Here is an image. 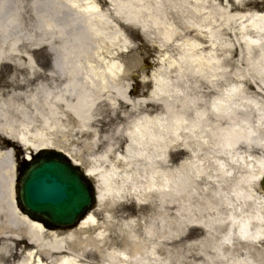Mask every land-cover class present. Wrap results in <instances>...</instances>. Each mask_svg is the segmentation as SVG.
<instances>
[{
  "label": "rangeland",
  "instance_id": "1",
  "mask_svg": "<svg viewBox=\"0 0 264 264\" xmlns=\"http://www.w3.org/2000/svg\"><path fill=\"white\" fill-rule=\"evenodd\" d=\"M72 1L76 2L70 4L71 8L68 0H7L0 3V6L9 7L18 21V26L12 29V36L4 41L0 39V84L11 83L16 88L22 82L26 83L21 90L16 89V93L23 94L24 102L35 101L43 119H47L50 112L54 114L47 119L52 129L44 131V139L53 144L54 150L67 153L77 161L82 170L91 169L99 193L102 194L103 188L99 180L111 169L116 175L112 182L117 184L114 187L118 184L125 186L121 179L126 173L121 161L130 155L126 150L129 131L141 116L161 118L166 111L161 104L163 99L174 100L180 95L193 100L184 108L176 100L172 103L170 111L182 112L185 123L193 119L195 111H203L208 118L199 131L181 129L177 132V138L170 141L164 163L166 169L173 172L181 169L192 177L195 193L199 191L200 197L190 199V210L183 212L179 208L180 200L161 203L154 193H145L139 182L134 193L120 191L112 198L99 195L100 203L93 210L99 224H103L101 233L106 244L102 249L105 254L133 252L154 239L158 248L151 257V264L159 261L168 264H234V261L264 264V241H240L234 226L227 222L229 217L248 218L250 228L264 234V201L259 184L255 187L253 179L248 181L249 186L244 192L248 196L246 202L232 197L229 191L230 187L241 184L245 175L254 178L257 165L264 164L260 137L264 132V83L260 74L248 66L257 59L258 42L256 37L249 47H245L243 41L246 38L238 29L240 20L232 22L230 33L225 30L219 33L217 26L223 22L222 14L227 8L236 15L262 13L264 0H140L135 1L134 6L145 7L134 20L127 19V14L115 13L106 0ZM87 3L97 5L105 16L108 33L119 31V38L107 40L106 46L109 51L118 49L117 56L108 60L118 62L122 67L119 81L122 93H114L108 82L107 90L94 101L85 116L77 118L68 109L72 97L65 91L72 82V73L59 69L57 65L62 57L61 51L74 47L73 35L82 29L76 10L82 12ZM42 15H51L57 23L64 25L58 24L46 32L39 27L38 17ZM154 15L160 16L161 21L153 23L150 17ZM71 17L72 25L68 24ZM59 28L63 35L55 32ZM209 28L218 32L213 51L222 66L221 75L215 78V93H212L213 81L180 68L183 64L179 62V54L186 44H193L196 54L211 53L208 47L211 40L206 35ZM66 58L71 62L74 59ZM159 75L165 78L163 83L167 88L164 94L154 92V82ZM232 85L243 89L247 100L244 105L241 101L236 102L237 115L244 111L248 113L249 126L257 136L256 143L249 144L248 156L241 149L242 157L253 167L249 174L243 165L231 161L229 156L222 159L209 153L212 133L225 129L224 124L212 121L211 102ZM12 86L4 88L11 89ZM59 96L66 105L64 110L57 108ZM18 149L19 153L14 157L23 160L26 151L21 147ZM236 157L233 155L234 159ZM220 169L222 173H219ZM217 192L232 197L231 204L217 207L214 203L219 202ZM195 205L202 208L196 211ZM213 218L219 219V223L211 231L193 223H204ZM149 226L153 228L152 239L146 236ZM229 232V246L221 244L219 238ZM88 260L94 264L102 261L98 256Z\"/></svg>",
  "mask_w": 264,
  "mask_h": 264
},
{
  "label": "bare ground",
  "instance_id": "2",
  "mask_svg": "<svg viewBox=\"0 0 264 264\" xmlns=\"http://www.w3.org/2000/svg\"><path fill=\"white\" fill-rule=\"evenodd\" d=\"M6 1L0 0V3ZM68 1L70 2L69 8H71L72 2H76ZM106 1L110 3L115 13L127 14V19L131 20L137 18L140 15L139 11L145 7L134 6L133 3L140 0ZM57 5L59 6V4ZM82 10V12L76 10V18L82 24L81 32L73 35V49L71 47V49L61 51L62 57L59 65H57L59 69L72 73V82L70 83L72 87L68 84L69 86L65 87V91L70 93L72 97V104L67 105L69 106L68 109L77 118L85 116L94 101L107 90L108 82L114 93L118 95L122 93L119 83L122 67L118 62L108 60L117 56L118 49L114 48L115 51L113 49L109 51L106 46L107 40L119 38V31L113 30L111 33L106 31L105 16L101 14L94 3H87ZM11 12L9 7L4 4L0 6V39L2 41L8 36L11 37L12 29L18 26L16 14ZM138 13L139 15L136 16ZM222 18L223 22L219 24L217 20H214V23L218 24L219 33L222 30L229 32L232 22L240 20L238 29L242 37L246 38L243 41L245 47L250 46L252 39L258 38H256L257 48H259L257 59L250 62L248 66L260 74L261 81L264 83V12L236 15L227 8L222 14ZM38 20L40 21L39 27L46 32L51 31L53 26L60 24L51 15L48 17L46 15L39 16ZM150 20L156 23L157 20L161 21V17L154 15L150 17ZM68 24L72 25V17ZM63 25L60 24V26ZM55 32L64 34L60 28ZM218 32L211 28L206 32L207 38L211 40V45L208 46L211 51L210 54H196L193 44H186V48L179 54V62L183 64L180 68H184L191 74L204 76L210 82L213 81L211 82L212 93H215V78L221 75L219 71L222 69L219 57L213 51L214 43L218 39ZM66 57H74V59L71 62ZM159 76L154 82V92L164 94L167 88L166 84L163 83L165 78L162 75ZM109 79L112 82L108 81ZM7 85L12 86L11 83L6 84V82L0 84V264H94L88 259L92 257L95 259L97 256L101 258V264H151V257L156 254L158 248L153 242L154 239L146 241L143 247L133 252L120 251L116 254L114 252L105 254V250L102 249L106 241L101 233L103 224H99L96 219L95 210L90 211L76 226L66 230L45 228L39 221L28 218L19 210L14 201L13 185L19 176L18 166L23 161L14 155L19 153L18 147L26 151V156L23 158L26 160L35 156L38 151L55 149L53 144L43 137L44 131L52 129L47 119L53 117L54 114L50 112L48 118L43 119L35 101L27 100L24 102L23 94L16 93V89L21 90L26 83L22 82L16 88L12 86L11 89H5L4 87ZM179 96L176 95L174 100L163 99L161 104L166 107V111L161 118L141 116L135 120L129 131V145L126 147L130 155L121 161L123 171L126 173L121 179L125 186L121 187L118 184V187H114L117 185L112 183L116 176L115 172L113 169L108 170L106 175L99 180L103 188L102 194L97 191V205L100 203L99 195L112 198L117 197L120 191L128 190V192L133 191L134 193L135 189L138 188V186L136 187L138 182L145 193H154L161 203L180 200L179 208L183 212L190 210H188V205L192 204L189 202L190 199L200 197L199 191L195 193L196 188L193 185L192 177H188L187 173L181 169L173 172L166 169L164 165L166 163V151L172 138H177V132L181 129L199 131L200 127L208 121L203 111H195L193 119L188 123H185L182 112L170 111L175 100L179 102L181 108L193 101L187 96ZM245 97L243 89L232 85L219 97L213 98L210 105L213 114L212 121L224 124L225 129L214 130L209 153L222 159L229 156L231 161L243 165L244 171L249 174L251 171L253 172V167L242 157L241 149L248 156L249 144L256 143L257 136L249 126L248 113L244 111L238 116L236 112V102L241 101L242 105L246 104ZM58 98L57 108L64 110L66 105L63 98L61 96ZM126 103L129 104V102ZM183 124L186 127H183ZM260 137L262 147H264V132L260 134ZM64 154L69 157L74 165L80 167L77 161L67 153ZM233 155L237 156V159H234ZM83 171L86 173V177L95 181L91 169ZM254 172V178L252 175H245L241 179V184L229 188L232 197L238 200L242 199L244 202L247 201L248 196L244 192L249 186L248 181L253 179L252 185L258 186L264 172V164L257 165ZM219 173H222L221 169ZM232 197L217 192L216 199L219 202L214 201V203L220 208V204H231ZM196 201L199 203V200ZM194 208L198 211L202 206L195 205ZM233 209L235 210L234 207ZM227 222L234 226L235 235L240 241L247 243L264 241V234H261L258 229L250 228L248 218L238 220L235 217H229ZM193 223L206 231H211L219 223V219L213 218L204 223L197 221ZM152 232L153 228L149 226L146 229L148 239L153 238ZM230 235L229 232L221 236L219 242L229 246ZM213 249L216 250L215 253L220 255L219 250L214 247ZM158 264L168 263L159 261ZM234 264H242V262L234 261Z\"/></svg>",
  "mask_w": 264,
  "mask_h": 264
},
{
  "label": "water",
  "instance_id": "3",
  "mask_svg": "<svg viewBox=\"0 0 264 264\" xmlns=\"http://www.w3.org/2000/svg\"><path fill=\"white\" fill-rule=\"evenodd\" d=\"M18 168L16 204L46 228L74 226L96 202L94 183L60 151L41 150ZM259 184L264 194V175Z\"/></svg>",
  "mask_w": 264,
  "mask_h": 264
}]
</instances>
